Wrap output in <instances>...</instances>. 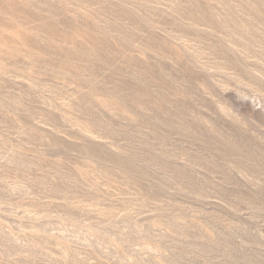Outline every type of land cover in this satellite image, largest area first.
<instances>
[{
    "label": "rangeland",
    "instance_id": "374dc122",
    "mask_svg": "<svg viewBox=\"0 0 264 264\" xmlns=\"http://www.w3.org/2000/svg\"><path fill=\"white\" fill-rule=\"evenodd\" d=\"M0 264H264V0H0Z\"/></svg>",
    "mask_w": 264,
    "mask_h": 264
}]
</instances>
